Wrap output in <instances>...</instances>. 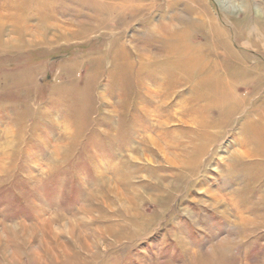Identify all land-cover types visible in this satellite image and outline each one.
I'll return each mask as SVG.
<instances>
[{
  "label": "rangeland",
  "instance_id": "obj_1",
  "mask_svg": "<svg viewBox=\"0 0 264 264\" xmlns=\"http://www.w3.org/2000/svg\"><path fill=\"white\" fill-rule=\"evenodd\" d=\"M263 75L264 0H0V264H264Z\"/></svg>",
  "mask_w": 264,
  "mask_h": 264
},
{
  "label": "bare ground",
  "instance_id": "obj_2",
  "mask_svg": "<svg viewBox=\"0 0 264 264\" xmlns=\"http://www.w3.org/2000/svg\"><path fill=\"white\" fill-rule=\"evenodd\" d=\"M218 26L219 25H215V24H209L208 25V27L207 28H209L210 29V31H211V35L215 38V36H216V34L217 33H219V35H220V38H221V41H215L214 40V38H213V40H214V43L215 42H218V43H225V41L227 42V43H229V45H230V47H232L233 49H234V47H233V45L230 43V41H229V39H228V36H227V34L223 31V30H221V28H218ZM16 35V36H15ZM14 36H12L10 39H8V40H6V42H4V45L5 44H12V43H14V45H16V43L18 42L17 40L20 38V35H17V34H15ZM14 37V38H13ZM13 38V39H12ZM244 47V46H243ZM226 48V47H225ZM235 50V49H234ZM235 51H237V50H235ZM263 77H264V75L262 76V79H263ZM156 85V84H155ZM157 91V90H156ZM155 91V92H156ZM228 93H229V91H227ZM227 92L225 91V94H227ZM148 93V92H147ZM159 93V92H158ZM154 95V94H153ZM149 96H151V94H149ZM163 96V94H161V92L159 93V96H157L156 98H159V99H162V100H164L165 99V97H162ZM149 98V97H148ZM155 98V97H154ZM158 100V99H157ZM263 105H264V103H263ZM185 107V106H184ZM158 108V107H157ZM182 109V108H181ZM151 110V109H150ZM156 110V109H155ZM115 111V110H114ZM180 111H182V110H180ZM262 116H263V118H264V108H263V111H262ZM112 115V114H111ZM183 118V117H182ZM180 119V118H179ZM181 120V119H180ZM179 120V121H180ZM168 122V121H167ZM154 125H155V121H154ZM263 125H264V119H263ZM161 126H163V125H161ZM156 127V126H155ZM154 128V127H153ZM163 128V127H162ZM161 127H158V129L161 131V129H162ZM152 132V131H151ZM150 132V133H151ZM263 132H264V130H263ZM155 133V132H154ZM160 133V132H159ZM163 133V132H162ZM152 135V134H151ZM162 136V135H161ZM176 136V135H175ZM160 136L159 135H157V136H155V137H148L146 140H147V143L145 144V145H143V147L140 149V151L141 152H147V146H152V148H154V149H156V151L157 152H159V153H163L162 154V156L164 157V152L161 150L162 148H161V145H160ZM171 139V138H170ZM177 139H171V146H168L167 148H169V149H171V151H173L174 152V159H173V162L176 164V165H178L179 167H183L184 165H185V152L186 153H188V149L185 147V146H182L181 145V143H179L178 141H176ZM165 145V144H164ZM241 147V146H240ZM240 147H237V148H240ZM166 148V149H167ZM262 148H263V150H262V153H264V145L262 146ZM164 149V148H163ZM165 151V150H164ZM168 151V150H167ZM169 153V152H168ZM167 153V154H168ZM244 154V155H251V154H254L253 152L252 153H249V152H242L241 150L239 151V150H235V152L234 153H232V156H231V158H238V157H240V156H242V155ZM165 155H166V153H165ZM164 159V158H163ZM166 160V159H165ZM109 185V184H108ZM107 185V186H108ZM109 187V186H108ZM111 187V186H110ZM109 189V188H108ZM112 190V189H111ZM113 190H114V188H113ZM115 191H116V189H115ZM114 191V192H115ZM239 191V189H236V190H234L233 191V193H236V192H238ZM110 192V191H109ZM113 192V191H112ZM117 193V192H116ZM112 195V194H111ZM113 196V195H112ZM117 196V195H116ZM221 198V197H220ZM118 199H119V196H118ZM135 199V198H134ZM219 200H222V199H219ZM127 201H128V199H127ZM215 201H218V198H216L215 197ZM229 201L231 202V200L229 199ZM129 202V201H128ZM231 206H234V209L236 210L237 208H236V206H235V203L234 204H232V202H231V204H230ZM237 215L238 216H242V214L244 213L242 210H240V211H237Z\"/></svg>",
  "mask_w": 264,
  "mask_h": 264
}]
</instances>
